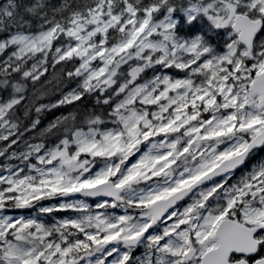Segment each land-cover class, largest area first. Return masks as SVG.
Returning a JSON list of instances; mask_svg holds the SVG:
<instances>
[{
	"label": "snow or ice",
	"instance_id": "6c2138e0",
	"mask_svg": "<svg viewBox=\"0 0 264 264\" xmlns=\"http://www.w3.org/2000/svg\"><path fill=\"white\" fill-rule=\"evenodd\" d=\"M0 264H264V0H0Z\"/></svg>",
	"mask_w": 264,
	"mask_h": 264
},
{
	"label": "trees",
	"instance_id": "16d2710c",
	"mask_svg": "<svg viewBox=\"0 0 264 264\" xmlns=\"http://www.w3.org/2000/svg\"><path fill=\"white\" fill-rule=\"evenodd\" d=\"M171 17L176 20L173 30L178 36L188 39L199 34L207 45L210 46L211 51L220 52L223 50L222 39L226 29L212 28L206 18L202 16L194 17L189 22L186 20L185 15L178 10H174Z\"/></svg>",
	"mask_w": 264,
	"mask_h": 264
}]
</instances>
